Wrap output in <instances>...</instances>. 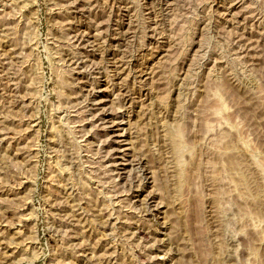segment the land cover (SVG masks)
I'll use <instances>...</instances> for the list:
<instances>
[{"label": "rangeland", "instance_id": "374dc122", "mask_svg": "<svg viewBox=\"0 0 264 264\" xmlns=\"http://www.w3.org/2000/svg\"><path fill=\"white\" fill-rule=\"evenodd\" d=\"M0 264H264V0H0Z\"/></svg>", "mask_w": 264, "mask_h": 264}, {"label": "bare ground", "instance_id": "6f19581e", "mask_svg": "<svg viewBox=\"0 0 264 264\" xmlns=\"http://www.w3.org/2000/svg\"><path fill=\"white\" fill-rule=\"evenodd\" d=\"M92 43V42H91Z\"/></svg>", "mask_w": 264, "mask_h": 264}]
</instances>
